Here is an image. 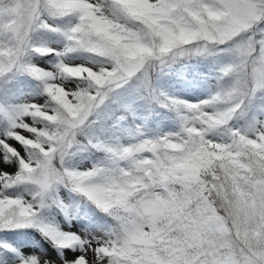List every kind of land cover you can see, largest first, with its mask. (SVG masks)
I'll list each match as a JSON object with an SVG mask.
<instances>
[{
	"label": "snow or ice",
	"instance_id": "obj_1",
	"mask_svg": "<svg viewBox=\"0 0 264 264\" xmlns=\"http://www.w3.org/2000/svg\"><path fill=\"white\" fill-rule=\"evenodd\" d=\"M221 54L209 98L161 89ZM29 78L47 99L13 102ZM157 106L177 128L148 136ZM86 205L102 223L45 222ZM25 228L62 264H264V0H0V264H57L3 238Z\"/></svg>",
	"mask_w": 264,
	"mask_h": 264
},
{
	"label": "rangeland",
	"instance_id": "obj_2",
	"mask_svg": "<svg viewBox=\"0 0 264 264\" xmlns=\"http://www.w3.org/2000/svg\"><path fill=\"white\" fill-rule=\"evenodd\" d=\"M45 39L50 40V47L61 49L63 43L58 40L56 36H50L49 34H42ZM200 57H195L191 61H188L182 58L184 63L189 64L188 69L182 70L181 65L177 64L173 69V74L166 76L161 81V89L164 92H167L169 95L179 97L181 99L195 102L203 99L209 98L216 90L217 83L214 82L213 78L209 73L204 71L203 66L200 64ZM218 65L221 67L224 64L230 62L231 57L228 54H221L217 57ZM34 62H39L42 67H47L51 69L56 62V58L52 57H36ZM73 63L82 62L80 58H74ZM214 77V76H213ZM226 82H223L226 86L229 84V81L225 79ZM38 84L37 81L31 80L29 78L24 86L23 92L24 95L20 96L17 100L13 102H36L46 100V95H40V89L36 87ZM156 112L160 115H153L145 128V132L148 136H154L158 132H168L176 130L177 124L175 121L174 113L165 111L163 108L157 106ZM147 112L141 111L138 113L137 117L134 118L129 116L128 118V128H133L134 124L143 123L140 117L147 115ZM233 125L236 127H242L244 121H233ZM119 135V134H118ZM123 140L125 143L129 141L128 133L123 134ZM98 156L101 154H97ZM75 163L81 167L86 168L90 167L94 160L87 158H77ZM19 191H22L20 189ZM62 196L66 199L67 202L78 201L79 198L76 194L71 193L68 190L62 192ZM68 213L60 210H54L52 213L46 214L47 219L46 223L53 224L58 226L63 231H81L84 227H87L90 222H99L102 223L101 216L98 215V211L94 212L93 207L86 205L81 209L80 215L76 219L69 220ZM91 217V221L89 219ZM93 230H95V223L92 225ZM27 235L26 239H23V233L19 232L13 235L12 240L20 244L21 251L31 255L33 253L44 257L45 259L56 260L57 264H62L60 260L61 251L53 244L52 241H44L43 238L37 236L36 231L32 228L29 231L24 232ZM6 239V237H5ZM27 239H30L28 241ZM22 240H27L26 242L20 243ZM72 249H64V255L68 256L72 254Z\"/></svg>",
	"mask_w": 264,
	"mask_h": 264
},
{
	"label": "trees",
	"instance_id": "obj_3",
	"mask_svg": "<svg viewBox=\"0 0 264 264\" xmlns=\"http://www.w3.org/2000/svg\"><path fill=\"white\" fill-rule=\"evenodd\" d=\"M198 60H199L200 64L203 66V68L214 79V77L216 76V73H217V71L214 70V69H216V66H217V60H218L217 57H208V58L200 57ZM214 80H216V79H214ZM163 109L166 110L165 108H163ZM30 229H32V228L18 229V230H16V234L19 233V232H21V233H23V239H26L27 238V235L24 234V232H25V230L26 231H29ZM13 235H15V234L10 235V237L13 236ZM2 236H3V233H0V237H2ZM7 237H9V236H7ZM27 240L30 241V239H27ZM27 240H22V241H27ZM22 241H20V242H22Z\"/></svg>",
	"mask_w": 264,
	"mask_h": 264
}]
</instances>
